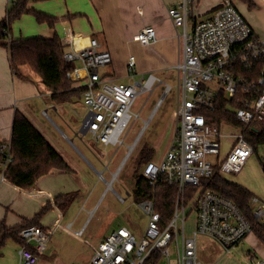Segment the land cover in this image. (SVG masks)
<instances>
[{
  "label": "built area",
  "instance_id": "1",
  "mask_svg": "<svg viewBox=\"0 0 264 264\" xmlns=\"http://www.w3.org/2000/svg\"><path fill=\"white\" fill-rule=\"evenodd\" d=\"M196 3L197 0H182L168 11L174 26L181 29L182 41V58L175 67L180 80L176 133L162 161L152 160L143 167V175L150 185L156 186L164 178L177 187L173 214L165 221L153 199L136 202L147 215L143 235L138 236L127 227L114 230L100 243L89 264H163L164 260V264H171L172 251L176 264H204L199 257L200 237L209 238L230 253L252 233V225L239 206L215 191L204 189L202 179L212 177L216 171L222 176L239 173L254 154L241 128L228 122L213 125L209 113L215 111L221 93L233 99L240 87H246L247 97L242 100L244 106L235 109L236 117L247 125L264 118V66L257 84L249 86L243 76L236 74L239 64L249 65L252 60L264 58V43L255 36L252 26L232 0H224L209 18L192 22V8ZM137 40L143 46L155 43V29L143 28ZM61 41L65 61L74 65L68 78L83 89L82 102L86 109L83 123L87 124V133L105 146L124 145L122 137L126 128L133 118L140 116L134 115L131 109L139 95L154 90L160 81L158 76L150 73L135 83L115 81L101 73V69L112 64L113 58L97 38L86 39L69 32L61 36ZM136 64V58L131 56L127 71L132 78ZM254 87L258 88L256 95L250 94ZM172 89L167 85L166 93ZM162 102L163 99L159 100L156 107ZM43 115L48 116L47 111H43ZM224 124L239 132L234 135L230 152L221 157V126ZM137 141L128 147L111 180L104 176L108 166L99 172L107 189H113ZM4 149L8 150V146ZM190 187L198 188L191 198L187 195ZM116 195L121 203L127 202L129 197ZM252 201L255 218L264 225V203L256 197ZM192 217L194 228L188 232ZM72 225L68 224V229ZM77 235L82 236L83 230ZM51 236V231L38 225L22 227L18 232L21 241L18 264H38Z\"/></svg>",
  "mask_w": 264,
  "mask_h": 264
},
{
  "label": "crops",
  "instance_id": "2",
  "mask_svg": "<svg viewBox=\"0 0 264 264\" xmlns=\"http://www.w3.org/2000/svg\"><path fill=\"white\" fill-rule=\"evenodd\" d=\"M15 1L17 0H0V21ZM223 1L199 0L192 8V22L209 18ZM253 1V7L242 2L243 12L239 7L238 9L252 26L255 36L264 43V0ZM181 2L182 0H32L31 8L57 19L55 28L40 24L34 16L25 14L12 24L11 37L51 38L55 35L61 37L69 32L86 39L95 37L102 47L112 54L113 62L104 74L107 77L114 80L127 78L128 75L119 72L118 64L124 60L127 69L131 56L136 58V75L138 73L142 77L147 73L156 75V72L175 68L182 58V41L179 37L181 29L174 26L168 14L170 7ZM147 26L155 29L157 41L149 46H143L137 40V36ZM135 46L140 48V54H136L138 50ZM20 70L22 77L11 69L8 52L0 46V140L7 144L11 141L13 121L16 113L20 111L60 153L72 171L54 169L40 177L30 189L16 186L0 172V233L2 230L19 232L22 227L33 223L51 231L53 235L55 229L64 230L70 223L75 225L81 214L90 215L96 208L94 191L90 188L92 184L90 170L94 169V166L83 153L86 147L84 135L81 134L82 127L76 125L73 117L69 116V106L84 105L82 98L81 103L55 104L51 100V91L34 71L28 66H23ZM43 111H47L48 116H44ZM59 125L64 127L68 135L59 128ZM234 128L226 124L221 126V157H225L234 144V135L239 132ZM175 133L174 122L164 126L160 142L166 149L171 148ZM87 148L88 154L96 159L93 149L88 145ZM253 156L254 154L251 158ZM255 173L260 177L239 175L237 182L264 203V171L259 173L256 168ZM70 194L75 195L74 200L62 210L57 203H62L63 198L58 197ZM127 194L129 197L132 196ZM46 206H49L46 212L40 218H36ZM78 210L79 213L76 214ZM80 230L83 228L76 232ZM18 232L17 235L10 236L2 247L0 264H18L21 247ZM220 249L212 250L200 260L204 264L264 262V244L253 233L230 253L221 247ZM38 264L56 263L39 261Z\"/></svg>",
  "mask_w": 264,
  "mask_h": 264
},
{
  "label": "trees",
  "instance_id": "3",
  "mask_svg": "<svg viewBox=\"0 0 264 264\" xmlns=\"http://www.w3.org/2000/svg\"><path fill=\"white\" fill-rule=\"evenodd\" d=\"M32 0H17L8 8L6 16L0 21V46L8 52L11 69L16 75L22 77L20 68L28 66L42 80L43 84L51 91V100L55 104L73 102L81 99L83 89L74 88L75 84L68 78L69 70L74 66L64 59V46L61 37H28L13 39L11 37L12 24L23 15L28 14L35 17L38 23L47 24L55 28L57 19L30 7ZM199 0H197L198 2ZM254 6L253 0H240ZM264 58L252 60L249 65L239 64L236 74L245 78L247 85L257 84L262 75ZM246 87H240L233 99H228L221 93L215 111L209 113L211 123L219 126L228 122L241 128L247 141L252 145L254 153L260 145L264 144V118L255 120L251 124H243L235 115V109L242 108V100L247 97ZM257 87L251 88L250 94H257ZM8 146V150L4 146ZM154 151L145 147L141 153V163L145 166L153 160ZM10 158V161L8 159ZM8 161V162H7ZM7 162V163H6ZM6 167L2 170V165ZM264 170V159H260ZM71 172L72 169L60 153L48 142L42 133L32 122L20 111L15 115L13 121L11 141L7 144L0 140V172L4 177L22 189L32 188L37 180L50 173L52 170ZM136 184L132 192L133 199L139 202L144 199H153L156 209L161 213L165 221L172 216L177 199V187L169 184L161 178L156 186L149 184L143 175L141 168L135 173ZM204 189L215 191L222 196L235 202L252 225V233L264 244V225L255 218L253 201L254 195L243 185L227 180L219 172L209 178L202 179ZM198 188L190 187L187 195L191 198ZM74 194L61 196L62 203H57L63 210L74 200ZM49 206L44 207L36 218H40ZM30 225H33L30 224ZM18 232V231H17ZM16 231H1L0 251L6 240L17 235Z\"/></svg>",
  "mask_w": 264,
  "mask_h": 264
},
{
  "label": "rangeland",
  "instance_id": "4",
  "mask_svg": "<svg viewBox=\"0 0 264 264\" xmlns=\"http://www.w3.org/2000/svg\"><path fill=\"white\" fill-rule=\"evenodd\" d=\"M234 3L241 10V7H243L242 1L234 0ZM135 49L138 50V52L135 53L140 54V48L135 46ZM125 64L124 60L118 64L119 72L128 75V77L124 80L115 81L135 83L141 81L144 77H148L149 73L144 77L138 73L132 78L129 76ZM109 67L101 69V73L105 74ZM156 75L160 81L156 84L154 90L139 95L131 109L134 115L139 114L140 116L136 119L133 118L126 128L122 137L124 145L105 146L95 142L91 134L87 133L84 135L86 148L83 149V153L94 166V169L90 170L92 176L90 188L91 191H94L96 208H94V211L90 215L81 214L78 222L72 225L70 229H68V227L64 230L62 228L58 230L55 229L56 231H53V235L46 244V250L40 257V262L49 261L56 264H89L93 253L97 250L103 239L112 233V230H117L120 227H127L138 236L143 235L147 224V215L138 204L135 203L132 196H127V193L130 195L132 194L136 184L135 173L138 172L140 168L142 171L144 167L141 163V151L145 147L153 149V160L156 163H160L170 149H166L165 145L160 142L161 132L167 123L174 122L176 125L177 122L176 108L179 91L178 86L180 84L178 70L176 68H171L156 72ZM167 85L173 88L169 93H166ZM78 87L80 86H74V88ZM161 99H163L162 104L156 107L158 101ZM73 102L81 103V99L77 98ZM69 107V116L73 117L75 124L79 125L81 128L85 120L86 110L82 104ZM145 121H148V125L146 129L142 131ZM59 128L68 135L62 125H59ZM69 138H71V135ZM137 139L138 143L133 153L120 170L117 180L112 186L113 189H107L106 183L100 180L99 172H103L105 167L108 166V170L105 171L104 176L107 180H111L113 173L118 170L126 156L128 147L133 145ZM87 145L95 152L96 159L92 158L91 154H88ZM260 159H264V144L259 146V150L254 153L253 158L245 165L243 171L239 173H227L225 177L227 180L229 179V181L234 182H237L239 175H250L253 176V178L260 177L255 173L256 168L259 173L264 171ZM116 193H119L123 197H128L127 202L121 203ZM260 203L263 202L260 201ZM78 213L79 210L76 214ZM191 219L192 221H190L188 226V232L192 231L194 228V217ZM81 228H83V235L78 236L76 231ZM212 250L220 251L221 249L216 242L207 237H200L199 257L204 258L205 255H208ZM165 262L166 260L163 261V264ZM171 264H176L173 251L171 252Z\"/></svg>",
  "mask_w": 264,
  "mask_h": 264
},
{
  "label": "water",
  "instance_id": "5",
  "mask_svg": "<svg viewBox=\"0 0 264 264\" xmlns=\"http://www.w3.org/2000/svg\"><path fill=\"white\" fill-rule=\"evenodd\" d=\"M81 134L86 135L87 134V124L83 123L81 128Z\"/></svg>",
  "mask_w": 264,
  "mask_h": 264
},
{
  "label": "bare ground",
  "instance_id": "6",
  "mask_svg": "<svg viewBox=\"0 0 264 264\" xmlns=\"http://www.w3.org/2000/svg\"><path fill=\"white\" fill-rule=\"evenodd\" d=\"M138 143V142H137Z\"/></svg>",
  "mask_w": 264,
  "mask_h": 264
}]
</instances>
